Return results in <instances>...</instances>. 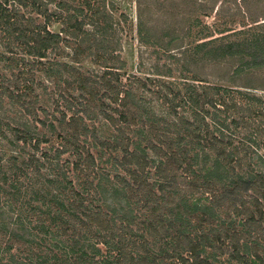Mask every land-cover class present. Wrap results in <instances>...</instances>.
Segmentation results:
<instances>
[{"label":"trees","instance_id":"trees-1","mask_svg":"<svg viewBox=\"0 0 264 264\" xmlns=\"http://www.w3.org/2000/svg\"><path fill=\"white\" fill-rule=\"evenodd\" d=\"M77 1L0 0V264H264V22L185 47L138 0L152 72L123 82L105 1Z\"/></svg>","mask_w":264,"mask_h":264},{"label":"rangeland","instance_id":"rangeland-1","mask_svg":"<svg viewBox=\"0 0 264 264\" xmlns=\"http://www.w3.org/2000/svg\"><path fill=\"white\" fill-rule=\"evenodd\" d=\"M66 1V0H65ZM86 0L77 1V4L74 3L73 7L79 6L81 3ZM104 7L106 15L111 14L113 17V23L115 24L114 28L118 34L116 37L120 39L119 42L115 41V45L118 44L120 47L119 50H122V55L120 59L125 63V71L121 73L126 77L123 78V82H127L131 75H137V71L141 70L143 72L142 77L145 73H151V68L144 67L138 68V51H140V44L138 42V16H139V5L138 0H104ZM155 1V0H154ZM152 2V4L154 3ZM156 8L152 10L158 13V16H161L160 25L163 27L175 29L178 32H182V36L186 41H184L185 47L195 46V44L210 42L212 40L217 41H229L236 42L238 37L235 36V33L240 31L250 32L253 29H259L255 22H264V0H204L202 4V9L200 13H194L195 4L193 1L197 0H157ZM142 6L141 10L152 14L150 9L149 0H141ZM145 2V3H144ZM76 4V5H75ZM71 5V4H70ZM103 6V3L95 2V6ZM75 7V8H76ZM95 7V8H96ZM160 7V11L157 9ZM147 11V12H146ZM89 14V12H87ZM148 14L143 17L145 18ZM159 19V18H158ZM167 21V26L165 22ZM260 22V23H263ZM49 29L55 34L61 35L62 27L60 24L53 23ZM114 31V33H115ZM255 31V30H254ZM187 37V38H186ZM146 48V47H145ZM148 52L151 51H160L165 53V51L159 50L157 47L149 46L146 48ZM103 51V50H102ZM69 52V51H68ZM94 52L92 57L84 58L82 61L83 67L85 70L100 72L103 67H101L102 59L101 57L95 63V54ZM101 52V51H99ZM102 55V53H100ZM172 56L170 59L174 64L176 62L177 51L170 53ZM167 55H165V58ZM52 60H60L59 57L51 56ZM65 59V58H64ZM155 60V56L153 58ZM66 61V60H63ZM1 69V68H0ZM125 73V74H124ZM180 72L173 73V80H188L190 83H194L192 79L193 75L184 74L181 76ZM206 76V75H205ZM204 76V77H205ZM207 78V77H206ZM171 80V79H169ZM208 82L211 85L225 86L230 87L228 83H220L217 79L212 77L208 78ZM198 84V83H196Z\"/></svg>","mask_w":264,"mask_h":264}]
</instances>
